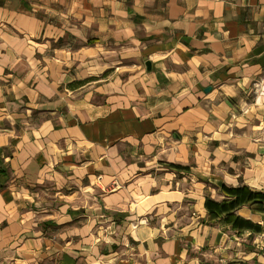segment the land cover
Instances as JSON below:
<instances>
[{
	"label": "crops",
	"instance_id": "obj_1",
	"mask_svg": "<svg viewBox=\"0 0 264 264\" xmlns=\"http://www.w3.org/2000/svg\"><path fill=\"white\" fill-rule=\"evenodd\" d=\"M221 185L264 192V0H0V264H264Z\"/></svg>",
	"mask_w": 264,
	"mask_h": 264
},
{
	"label": "trees",
	"instance_id": "obj_2",
	"mask_svg": "<svg viewBox=\"0 0 264 264\" xmlns=\"http://www.w3.org/2000/svg\"><path fill=\"white\" fill-rule=\"evenodd\" d=\"M221 189L225 193V195L230 196L231 199H224L221 202H216L210 200L209 198H206L204 204L211 213L224 212L227 214V216H229L232 214L229 211L238 207L242 203L248 201L264 202V192L251 191L246 186L226 187L224 185H221Z\"/></svg>",
	"mask_w": 264,
	"mask_h": 264
},
{
	"label": "rangeland",
	"instance_id": "obj_3",
	"mask_svg": "<svg viewBox=\"0 0 264 264\" xmlns=\"http://www.w3.org/2000/svg\"><path fill=\"white\" fill-rule=\"evenodd\" d=\"M114 69V68H113Z\"/></svg>",
	"mask_w": 264,
	"mask_h": 264
}]
</instances>
